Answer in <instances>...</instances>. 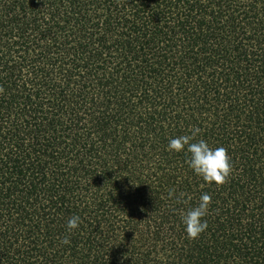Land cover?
<instances>
[{"label":"trees","instance_id":"16d2710c","mask_svg":"<svg viewBox=\"0 0 264 264\" xmlns=\"http://www.w3.org/2000/svg\"><path fill=\"white\" fill-rule=\"evenodd\" d=\"M0 264H264V0H0Z\"/></svg>","mask_w":264,"mask_h":264},{"label":"clouds","instance_id":"9594fccd","mask_svg":"<svg viewBox=\"0 0 264 264\" xmlns=\"http://www.w3.org/2000/svg\"><path fill=\"white\" fill-rule=\"evenodd\" d=\"M199 129H194L190 136H178L169 139L167 150L171 152L185 151L189 154L186 160L188 167L195 175L200 177L206 184L221 185L229 176L232 168L231 158L223 147H211L204 139L193 142ZM173 195L172 192L169 193ZM211 197L203 193L199 197L198 203L187 209L181 216L184 232L188 239H196L203 233L208 225L204 217L207 215ZM80 224L79 216H72L67 221L69 231L77 229ZM62 244H69L67 237L61 240Z\"/></svg>","mask_w":264,"mask_h":264}]
</instances>
